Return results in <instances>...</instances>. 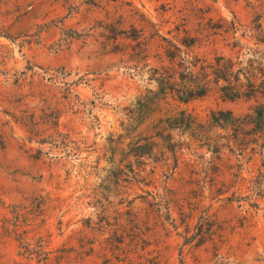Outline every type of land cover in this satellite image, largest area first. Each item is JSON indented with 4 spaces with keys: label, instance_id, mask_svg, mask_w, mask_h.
Listing matches in <instances>:
<instances>
[{
    "label": "rangeland",
    "instance_id": "obj_1",
    "mask_svg": "<svg viewBox=\"0 0 264 264\" xmlns=\"http://www.w3.org/2000/svg\"><path fill=\"white\" fill-rule=\"evenodd\" d=\"M258 14L264 28V0H0V263L264 264V93L154 99L126 38L153 54L157 36Z\"/></svg>",
    "mask_w": 264,
    "mask_h": 264
},
{
    "label": "trees",
    "instance_id": "obj_2",
    "mask_svg": "<svg viewBox=\"0 0 264 264\" xmlns=\"http://www.w3.org/2000/svg\"><path fill=\"white\" fill-rule=\"evenodd\" d=\"M251 23L249 28L235 21L226 25L208 19L195 35L183 30L179 41L157 36L153 39V54L149 51L152 37L146 39L138 31L135 36L126 38L136 42L131 48L135 51V67L141 62L143 67H149L148 79L155 83L156 90L147 92L152 93L154 99L171 96L186 103L214 88L230 100L252 98L264 93V28L260 14ZM209 46L210 51L200 50ZM149 59L152 63H148ZM150 98L143 99L145 106ZM256 124L264 126L262 111L258 113ZM23 215L22 210L17 211L15 219ZM8 221L9 218L3 220L4 233L15 236L18 230L14 228L9 232L5 225Z\"/></svg>",
    "mask_w": 264,
    "mask_h": 264
}]
</instances>
